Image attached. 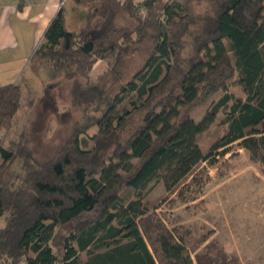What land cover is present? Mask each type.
Listing matches in <instances>:
<instances>
[{
	"label": "trees",
	"instance_id": "obj_1",
	"mask_svg": "<svg viewBox=\"0 0 264 264\" xmlns=\"http://www.w3.org/2000/svg\"><path fill=\"white\" fill-rule=\"evenodd\" d=\"M34 58L66 66L82 116L48 158L23 134L0 144V264H195L194 251L201 264L202 239L170 210L202 194L199 166L233 144L264 172V0H64ZM99 60L105 84L89 78ZM21 96L19 82L0 86V130ZM219 115L225 129L204 152ZM158 182L166 196L150 207Z\"/></svg>",
	"mask_w": 264,
	"mask_h": 264
},
{
	"label": "rangeland",
	"instance_id": "obj_2",
	"mask_svg": "<svg viewBox=\"0 0 264 264\" xmlns=\"http://www.w3.org/2000/svg\"><path fill=\"white\" fill-rule=\"evenodd\" d=\"M192 6L199 9L194 3ZM118 18L120 22L131 23L122 11ZM138 53H130L125 67L137 66ZM102 61L89 73V78L99 84H105L108 79L103 75L106 63ZM27 65L19 80L21 106L11 127L0 130V144L11 148L12 142L23 134L34 154L45 159L69 136L73 123L81 120L82 114L69 104V81L64 76L66 66L63 63H46L34 58L29 59ZM228 90L234 95L242 94L235 79L229 81ZM31 99L36 101L34 110L30 108ZM207 106L208 102L196 108L191 119L198 121ZM220 119L221 115L200 138L199 145L204 152L225 129ZM95 130L89 129L88 134H94ZM200 169L204 175L202 194L188 203H176L170 211L178 213L179 224L189 227L194 240L202 239L196 249L201 264H264V172L236 144L231 145L225 155L216 156L212 165L205 162ZM165 196L163 184L158 182L148 191L145 201L153 207ZM165 209L161 206L155 210L161 213ZM191 255L197 264L195 251Z\"/></svg>",
	"mask_w": 264,
	"mask_h": 264
},
{
	"label": "crops",
	"instance_id": "obj_3",
	"mask_svg": "<svg viewBox=\"0 0 264 264\" xmlns=\"http://www.w3.org/2000/svg\"><path fill=\"white\" fill-rule=\"evenodd\" d=\"M61 0H0V82L16 83ZM101 60L97 61L93 67ZM103 62V61H102ZM24 70V71H23ZM1 86V85H0Z\"/></svg>",
	"mask_w": 264,
	"mask_h": 264
},
{
	"label": "built area",
	"instance_id": "obj_4",
	"mask_svg": "<svg viewBox=\"0 0 264 264\" xmlns=\"http://www.w3.org/2000/svg\"><path fill=\"white\" fill-rule=\"evenodd\" d=\"M63 1H64V0H61V1H60V5L63 3Z\"/></svg>",
	"mask_w": 264,
	"mask_h": 264
}]
</instances>
